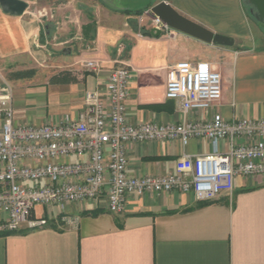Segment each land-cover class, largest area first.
<instances>
[{
	"label": "crops",
	"instance_id": "1",
	"mask_svg": "<svg viewBox=\"0 0 264 264\" xmlns=\"http://www.w3.org/2000/svg\"><path fill=\"white\" fill-rule=\"evenodd\" d=\"M22 1L28 8L21 16L0 6V91L6 85L14 91L15 125L77 120L87 92L106 99L109 74L117 68L132 74L129 124H187L215 115L264 119V25L249 17L244 0H167L180 14L233 38L231 47L177 31L154 36L150 18L142 23L139 18L160 0ZM88 61L98 62L99 70L86 68ZM180 61L211 63L222 76L221 100L185 113L178 100L168 99V73ZM2 131L0 120V138ZM222 149H228L227 141ZM211 152L206 139L186 146L132 142L127 169L134 177L163 176L183 154ZM33 216L48 224L36 229L24 224L0 235V264H264V175H238L232 192L210 202L178 191L150 193L131 196L115 214L104 196L66 211L38 205ZM6 217L0 211V222Z\"/></svg>",
	"mask_w": 264,
	"mask_h": 264
},
{
	"label": "built area",
	"instance_id": "2",
	"mask_svg": "<svg viewBox=\"0 0 264 264\" xmlns=\"http://www.w3.org/2000/svg\"><path fill=\"white\" fill-rule=\"evenodd\" d=\"M146 17L153 29L175 34L151 10L141 14L140 23ZM85 67L100 68L96 61L86 62ZM131 76L128 68L112 70L106 99L96 91L87 92L86 108L78 119L67 118L57 125H15L14 91L8 85L0 91V211L7 214L0 222V235L17 232L24 224L30 229L46 226L47 219L33 216L38 205L66 211L70 205L105 196L109 211L119 214L131 196L174 191L210 202L223 192H232L236 176L264 175V119L226 120L215 115L205 122L132 125L126 119ZM222 94V76L209 62L180 61L169 70L166 97L178 100L185 113L210 108ZM194 138L208 140L212 152L183 154L167 175L134 177L128 173V144L180 141L186 146ZM224 141L227 150L222 149ZM71 157L84 161H59Z\"/></svg>",
	"mask_w": 264,
	"mask_h": 264
},
{
	"label": "water",
	"instance_id": "3",
	"mask_svg": "<svg viewBox=\"0 0 264 264\" xmlns=\"http://www.w3.org/2000/svg\"><path fill=\"white\" fill-rule=\"evenodd\" d=\"M255 9V19L264 25V0H247ZM0 6L5 13L21 16L28 8V4L22 0H0ZM152 14L159 17L163 23H166L173 30L196 38L208 44L231 47L234 45V39L216 33L205 28L201 24L187 18L175 10L167 0H160L158 4L151 8ZM153 35L159 37L161 31L153 29Z\"/></svg>",
	"mask_w": 264,
	"mask_h": 264
},
{
	"label": "rangeland",
	"instance_id": "4",
	"mask_svg": "<svg viewBox=\"0 0 264 264\" xmlns=\"http://www.w3.org/2000/svg\"><path fill=\"white\" fill-rule=\"evenodd\" d=\"M244 3H245V7H246V10L248 12V15L249 17L252 19V20H255V13H256V9L247 1V0H244ZM262 26V25H260ZM255 31H256V28L254 27V23H253V27H252ZM264 29V27H263ZM254 45L257 46V47H262V42L261 40L256 37V40L254 41Z\"/></svg>",
	"mask_w": 264,
	"mask_h": 264
}]
</instances>
